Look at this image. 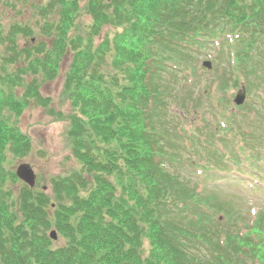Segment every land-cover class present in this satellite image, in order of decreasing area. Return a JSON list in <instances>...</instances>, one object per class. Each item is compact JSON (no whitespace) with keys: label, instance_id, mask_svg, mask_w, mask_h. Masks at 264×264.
I'll list each match as a JSON object with an SVG mask.
<instances>
[{"label":"trees","instance_id":"1","mask_svg":"<svg viewBox=\"0 0 264 264\" xmlns=\"http://www.w3.org/2000/svg\"><path fill=\"white\" fill-rule=\"evenodd\" d=\"M39 2L35 23H0V264H264V212L245 221L242 205L215 194L217 181L247 177L264 191V135L250 130L264 125V0ZM224 32L235 45L219 48L217 61L230 67L204 91L205 108L188 58ZM64 57L79 168L52 178L48 193L11 168L33 151L18 119L51 105L41 88ZM241 79L262 113L232 104ZM171 103L181 113L173 108L167 123ZM201 109L215 128L205 119L187 129Z\"/></svg>","mask_w":264,"mask_h":264},{"label":"rangeland","instance_id":"2","mask_svg":"<svg viewBox=\"0 0 264 264\" xmlns=\"http://www.w3.org/2000/svg\"><path fill=\"white\" fill-rule=\"evenodd\" d=\"M39 1L40 0H30L27 2L26 1L18 2L16 0L15 1L2 0V2L0 3V23L4 24L5 26H10L12 22H16V21H19L20 23H28V24L35 23L41 17L38 12V8H39L38 6L41 5ZM4 3H7L8 5L11 4L12 7L11 6L6 7ZM84 7H85V2L82 1L81 8ZM80 18L81 20L79 22L82 23L83 25L87 26L90 23L91 19L89 16H87V14L84 11L81 12ZM79 22H78V28L80 26ZM36 31H38V29H36ZM222 36H223L222 38L218 39L219 42H222L220 43L219 48L220 49L227 48L226 50L228 51L231 44L233 46L235 44L228 41L225 32L222 34ZM41 40L46 41V39H43L39 34H37L36 41L39 42ZM99 42L100 40H98V43ZM21 44L25 45L26 43L22 41ZM217 48L218 47L216 42L214 44L210 42L209 45L205 48V50L203 51L197 49L193 50L192 51V53H194L193 56L188 58L191 60L192 59L195 60L191 62L195 63L194 67L197 68L196 73L199 74L198 75L199 77H201L202 75V80H201L202 83L199 85L198 87L199 91L196 92L195 97H200V96L202 97L201 101L205 103L204 104L205 108H208V105L206 103L209 100V98L205 96L204 91H206L207 94L210 86L213 85L211 84L213 82V79H215L218 76V74L222 72L223 69L230 67L227 66V63L225 61H224L225 63L223 64L224 67L219 66L218 61L214 62V60H216V55H218ZM206 60L213 62L211 70L206 71L202 69L203 68L202 64ZM68 62L69 61L66 60V58L64 57L62 68L57 78L54 81L44 83L41 88V92L43 93V95L51 99V105L48 106L47 108H43L37 105H31L27 110L24 111V113L18 119V124L21 130L32 140L33 151L27 158L15 160L13 162L12 165L13 167L11 169L16 171L17 167L21 163L23 162L29 163L30 165H32L33 169L35 170L36 174L39 177L37 188L43 189L46 187L47 188L46 191H48V193H50L51 191L50 180L52 178L61 175H66L70 171L79 168V164L75 162V160H73L72 158L70 142L67 136V132L69 129V120L67 119V116L70 114V105L63 96V83H64L65 71L68 68V64H69ZM181 66L183 65L181 64ZM228 74L226 75V77H230ZM164 77H165L164 84L171 85L167 81V79H169L168 74H165ZM30 79H31L30 77H27L28 81ZM183 81L184 80L181 78V76H179L178 83L182 84L184 83ZM242 84H245L243 79H241L240 81L239 88L233 89L231 91L230 96L232 100L234 96L238 93V91L241 89ZM21 92L22 89L16 91L17 94H20ZM251 95L254 96L253 99L251 98L252 97ZM247 101L249 102L247 103V106L250 111H251V108L249 107L250 105L255 108L257 107L258 110L259 107L263 106L262 105L263 103H261L260 101H259L260 105L258 104V98L257 97L255 98V94L253 93L252 94L247 93ZM173 108H175L177 113H181V111L174 106V103L168 104L165 111V119L168 120L167 123H172V121H175L174 119H176V116H174V119H171L172 111L174 110ZM259 111L262 113L261 110ZM208 113L210 114V112ZM209 114L205 116V110L201 109L200 117L197 118L192 115L186 117L187 129H191L194 124H197L199 126H201L202 122H204L205 124V119L208 120L211 129H214L217 121L216 118L212 117ZM202 115L204 121L201 118ZM164 125L169 126V124H164ZM195 127L196 125L194 126V128ZM263 127L264 125L262 126L261 124L259 128L256 127V129H254L251 126L250 130L254 132V135L255 134L258 136L264 135ZM259 145L260 148L262 146L264 149L263 141ZM244 155H246V152L244 153ZM250 180L251 179L247 177L244 178L243 181L231 178L228 180L216 182V185L221 188L215 192V194H217V196L219 197L218 200L222 199V203H223L222 205L224 206L226 201H229L230 197H232L233 200L237 202V204L240 207L242 205L243 210L241 212L242 213L241 216L245 221L249 219V211L251 210L252 211L255 210L257 212L262 210L264 212V191L259 190V192H257L251 189ZM63 243L64 240L62 239L56 241V244H63Z\"/></svg>","mask_w":264,"mask_h":264},{"label":"water","instance_id":"3","mask_svg":"<svg viewBox=\"0 0 264 264\" xmlns=\"http://www.w3.org/2000/svg\"><path fill=\"white\" fill-rule=\"evenodd\" d=\"M207 68H211V64L210 63H205L204 64ZM246 101V91L245 88L243 87L238 94L236 95L235 99H234V103L237 106H241L245 103ZM17 176L25 183H27L31 188H33L35 186V182H36V174L33 170V168L26 163L21 164L17 170H16ZM52 238L54 240L57 239V235L56 232L53 231L51 234Z\"/></svg>","mask_w":264,"mask_h":264}]
</instances>
